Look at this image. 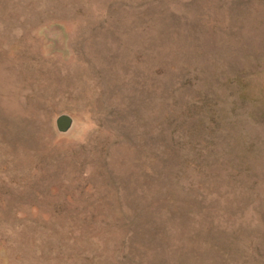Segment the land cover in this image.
I'll return each instance as SVG.
<instances>
[{
    "label": "rangeland",
    "instance_id": "obj_1",
    "mask_svg": "<svg viewBox=\"0 0 264 264\" xmlns=\"http://www.w3.org/2000/svg\"><path fill=\"white\" fill-rule=\"evenodd\" d=\"M0 264H264V0H0Z\"/></svg>",
    "mask_w": 264,
    "mask_h": 264
}]
</instances>
